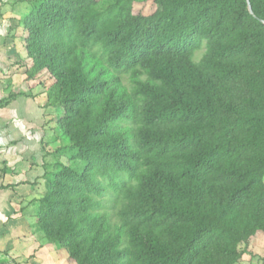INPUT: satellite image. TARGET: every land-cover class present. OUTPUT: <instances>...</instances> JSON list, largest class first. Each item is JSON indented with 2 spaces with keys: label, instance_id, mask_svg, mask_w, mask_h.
Returning <instances> with one entry per match:
<instances>
[{
  "label": "trees",
  "instance_id": "obj_1",
  "mask_svg": "<svg viewBox=\"0 0 264 264\" xmlns=\"http://www.w3.org/2000/svg\"><path fill=\"white\" fill-rule=\"evenodd\" d=\"M24 2L19 59L68 142L46 242L67 264H237L264 234V0Z\"/></svg>",
  "mask_w": 264,
  "mask_h": 264
},
{
  "label": "rangeland",
  "instance_id": "obj_2",
  "mask_svg": "<svg viewBox=\"0 0 264 264\" xmlns=\"http://www.w3.org/2000/svg\"><path fill=\"white\" fill-rule=\"evenodd\" d=\"M95 1L98 2L95 8L99 12L123 6L133 13L148 15L154 0ZM30 10V4L24 0H0V102L6 101L9 104L5 107L0 106V139H4V143H7L4 145L6 149H11L6 154L3 153L4 156L1 155L0 171L6 170L3 160L9 161L10 158L15 161V165L12 164L13 169L19 174L24 172L26 174L38 168L37 171L41 174L33 181L41 185L42 194L46 195L54 172L70 164L64 150L68 142L61 136L57 127L58 112L46 106L48 98L45 89L36 81L26 80L24 63L19 59L17 37L21 31V21ZM89 46L103 56L100 45L89 44ZM204 51L203 45L202 49L195 54L194 60L198 61ZM123 81L128 85L126 77H123ZM10 96L15 98L10 100ZM16 165L18 166L15 168ZM104 201L105 209L112 214V220L115 223L122 201L113 194V191L104 195ZM49 244L51 247L55 246L56 250H60L55 244ZM248 249L249 253L245 254L237 264H263L264 234H259ZM56 259L53 264L58 262ZM64 259L67 264L66 253Z\"/></svg>",
  "mask_w": 264,
  "mask_h": 264
},
{
  "label": "crops",
  "instance_id": "obj_3",
  "mask_svg": "<svg viewBox=\"0 0 264 264\" xmlns=\"http://www.w3.org/2000/svg\"><path fill=\"white\" fill-rule=\"evenodd\" d=\"M5 144L0 139V157L11 150ZM3 162L6 170L0 171V264H53L56 258V264H66L64 251L51 247L36 226L38 198L43 194L41 185L33 180L41 172L33 169L26 176L13 169L15 161L11 158Z\"/></svg>",
  "mask_w": 264,
  "mask_h": 264
},
{
  "label": "water",
  "instance_id": "obj_4",
  "mask_svg": "<svg viewBox=\"0 0 264 264\" xmlns=\"http://www.w3.org/2000/svg\"><path fill=\"white\" fill-rule=\"evenodd\" d=\"M246 1H247V5H248L249 13L252 14V10H251V7H250V5H249V2H248V0H246Z\"/></svg>",
  "mask_w": 264,
  "mask_h": 264
}]
</instances>
